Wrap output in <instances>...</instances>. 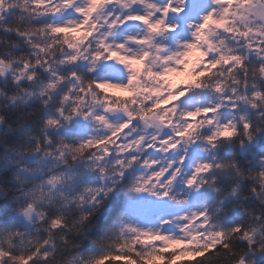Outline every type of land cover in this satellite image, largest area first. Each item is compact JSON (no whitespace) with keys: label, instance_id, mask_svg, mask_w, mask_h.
Instances as JSON below:
<instances>
[{"label":"snow or ice","instance_id":"snow-or-ice-1","mask_svg":"<svg viewBox=\"0 0 264 264\" xmlns=\"http://www.w3.org/2000/svg\"><path fill=\"white\" fill-rule=\"evenodd\" d=\"M0 264H264V0H0Z\"/></svg>","mask_w":264,"mask_h":264}]
</instances>
